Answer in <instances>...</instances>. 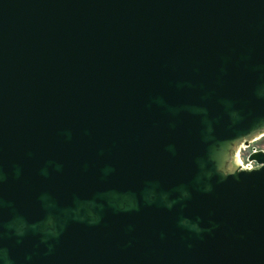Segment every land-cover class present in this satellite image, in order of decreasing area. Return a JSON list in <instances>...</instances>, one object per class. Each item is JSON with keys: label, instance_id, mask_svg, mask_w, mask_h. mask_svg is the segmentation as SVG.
<instances>
[{"label": "water", "instance_id": "1", "mask_svg": "<svg viewBox=\"0 0 264 264\" xmlns=\"http://www.w3.org/2000/svg\"><path fill=\"white\" fill-rule=\"evenodd\" d=\"M264 0H0V264H264Z\"/></svg>", "mask_w": 264, "mask_h": 264}, {"label": "rangeland", "instance_id": "2", "mask_svg": "<svg viewBox=\"0 0 264 264\" xmlns=\"http://www.w3.org/2000/svg\"><path fill=\"white\" fill-rule=\"evenodd\" d=\"M252 146L256 147L257 149H264V135L258 138L256 141L251 143V146L247 147V149L241 148L240 149V156L243 160V163L246 161V155L249 151H251Z\"/></svg>", "mask_w": 264, "mask_h": 264}, {"label": "built area", "instance_id": "3", "mask_svg": "<svg viewBox=\"0 0 264 264\" xmlns=\"http://www.w3.org/2000/svg\"><path fill=\"white\" fill-rule=\"evenodd\" d=\"M256 140H257V139H256ZM256 140H255V141H256ZM253 142H254V141H253ZM253 142H251V143H253ZM251 143H250L248 146L243 147V148H244V149H247V147L251 146ZM259 150L264 151V149H257L256 147L252 146L251 151H249V152L247 153V155H246V161H245V163H243V160L241 159L240 152H239V156H240V159H241L243 165H244V166H246V165H250L251 168L256 167L257 164H256L255 162H249V161H248V156H249L252 152H254V151H259Z\"/></svg>", "mask_w": 264, "mask_h": 264}]
</instances>
